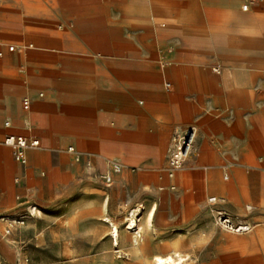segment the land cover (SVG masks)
<instances>
[{
    "label": "rangeland",
    "instance_id": "obj_1",
    "mask_svg": "<svg viewBox=\"0 0 264 264\" xmlns=\"http://www.w3.org/2000/svg\"><path fill=\"white\" fill-rule=\"evenodd\" d=\"M50 1L54 0L10 2L16 10L29 15L30 27L21 25L13 29L14 37L23 33L27 37L24 45L10 41L16 46V53L18 47L25 48L33 52L29 57H35L40 29L34 27L36 19L33 17L48 14ZM113 5L116 9L111 13V22L112 32H115L122 28L119 26L123 19L119 8L122 4ZM145 10L150 11V16L126 19L128 25L139 27L132 34L142 38L127 49L133 57L158 59L161 70L167 69L170 57L176 56L181 61L176 64L181 65L174 67L171 79L177 82L176 87L181 95L185 91L189 93L193 110V115L186 117V127L168 140L167 159L163 164L167 173L175 135L188 127L197 129L193 150L183 168L175 178H170L168 174L170 179L177 180L170 189L178 202L172 205V214L184 226L164 234L151 231L147 236L143 220L152 207L144 203L148 196L141 195L138 202L128 205L114 188V179L111 186L102 179L110 172L93 178L80 177L77 183V191L80 192L76 194H66V188L71 185L69 182L62 186L60 193L42 190L33 194L32 201L25 209L13 215L25 217L26 222L24 226L16 227L11 237L4 238V225L0 223V264H154V258L146 255L157 252L164 256L170 250L178 251L187 259L183 264H264V120L256 125L249 124L248 120L253 121L255 117L247 105L249 100L252 105L264 109V0H173L145 3ZM19 18L18 21H24L22 17ZM55 26L62 27L61 24ZM52 37L59 41L63 35L58 33ZM66 46L67 50L63 53L70 54V42ZM112 47L113 54L117 56L122 49H126L115 44ZM250 49L255 50L253 55H248ZM208 52L212 58L205 57ZM242 58L250 61L240 62ZM2 63L4 60L0 61ZM216 68L227 78L240 73L250 81L228 88L221 79H214V85L225 90L217 93L215 91L220 88L215 87V91H212L210 85H213V81L209 84L206 74ZM189 86L191 92L187 91ZM171 87L170 78L165 79L164 89L171 91ZM233 95L235 106L245 109L244 122L238 119L242 116L240 112L236 116L232 112L229 97ZM196 105L215 116L216 123L223 126L224 136L230 141L228 149L232 150L234 158L227 157L220 141L211 137L208 140L207 160L198 161L196 150L200 131L194 118ZM211 152H221L224 158L211 161ZM76 154L75 160L78 156L80 160L76 161L80 165H92V161L98 157L97 154H82L78 150ZM211 169L219 172L222 178L211 184H233L235 192L224 194L211 185V196L198 200L190 194V190L198 187L199 182L206 179L207 170ZM198 171L202 174L200 178L195 176L199 174ZM87 182H91L100 192L81 193ZM230 196L235 200L229 199ZM213 198L221 202L213 205L210 203ZM31 207L38 209V216L29 215ZM139 207L144 209V216L140 222L141 238L136 247L126 228L132 212ZM220 212L229 215L236 226H249L250 231L232 233L222 229L217 225ZM133 217L138 221L141 219L139 216ZM110 222L120 229L118 247H114L110 237ZM165 235H168L170 243L160 242ZM3 244L10 248L8 253L3 252ZM5 245L4 250L7 249Z\"/></svg>",
    "mask_w": 264,
    "mask_h": 264
},
{
    "label": "crops",
    "instance_id": "obj_2",
    "mask_svg": "<svg viewBox=\"0 0 264 264\" xmlns=\"http://www.w3.org/2000/svg\"><path fill=\"white\" fill-rule=\"evenodd\" d=\"M11 1L0 0V61L4 60L0 64V223L4 225V238L12 236L5 235L4 219L20 214L33 194L42 190L60 193L68 182L71 185L66 194H76L80 192V177L112 174L111 162L122 167L121 173L112 174V179L123 201L134 204L146 195L144 203L154 208L150 226H145L147 236L151 231L164 234L184 226L172 214V205L178 202L170 189L177 180L170 179L163 169L169 138L184 129L186 117L193 115L189 93L181 95L177 82L171 79L174 67L181 65L176 63L181 61L170 57L167 69L161 70L158 59L133 57L127 49L142 38L132 34L139 27L128 25L126 19L148 17L150 11L145 10V3L173 0L50 1L48 14L33 17L34 27L40 29L35 57H29L33 52L25 48L18 47L16 53V46L10 42L24 45L26 34L14 37L13 29L30 27L29 15L12 7ZM113 3L122 4L119 8L123 18L119 23L122 28L115 32L111 22V13L116 9ZM19 17L24 21H18ZM58 33L63 35L59 41L52 37ZM69 42L71 53L65 54ZM113 44L126 49L114 55ZM206 74L209 84L213 81L212 91L218 87L220 90L215 92H225L214 85L208 71ZM167 78L171 80V91L164 89ZM187 91L191 92L190 86ZM229 98L234 116L240 112L242 116L237 118L244 122V107L235 106V95ZM247 105L255 117L248 120L249 124L264 120V109L249 100ZM199 110L196 105L198 161L207 160L211 137L220 141L227 157L234 158L223 126L216 123L215 116ZM8 135L39 141L38 148L27 152L26 165L17 163L12 149L3 145ZM70 150L98 157L88 167L87 163L80 165ZM223 153L211 152L209 159L222 160ZM208 170L206 179L190 190L198 200L211 196V182L222 180L219 172ZM195 176L200 178L202 174ZM230 185L234 191V185ZM82 188L81 193L100 192L91 182ZM229 199L235 200L233 196ZM38 215L36 208L33 217ZM167 236L160 242L170 243ZM3 245V252L8 253L10 248L5 245L4 250ZM157 255L152 252L146 257Z\"/></svg>",
    "mask_w": 264,
    "mask_h": 264
},
{
    "label": "built area",
    "instance_id": "obj_3",
    "mask_svg": "<svg viewBox=\"0 0 264 264\" xmlns=\"http://www.w3.org/2000/svg\"><path fill=\"white\" fill-rule=\"evenodd\" d=\"M1 56V53H0ZM9 123H6V126H9ZM197 136V130L195 127H188L179 134H176L173 140V150L168 159V172L170 175L173 173L180 171L193 150L195 140ZM3 145L9 147L13 151L14 159L17 163L21 165L27 164V152L31 149H36L39 147V141L33 140L29 138H25L22 136H15V135H8L3 140ZM69 152L76 154L74 150H70ZM77 155V154H76ZM76 160L79 161L80 158L76 156ZM88 166L90 167L91 164L89 163ZM112 174H119L121 173L122 167L119 163L113 162L111 164ZM112 174H108L107 176H103V180L105 183L110 186L113 183ZM219 202L215 199L211 200V204L216 205ZM36 213V208L33 207L29 211V215L33 217ZM7 223V228L5 231V235L9 236L12 234V231L19 226H24L26 222L25 217H6L4 219ZM232 221V222H231ZM233 220L229 215L226 213H218L217 217V225L222 229L225 228L227 230H233L232 227H235L236 233H246L250 231L249 226H236L233 224ZM234 225V226H233ZM129 225H127L128 228Z\"/></svg>",
    "mask_w": 264,
    "mask_h": 264
},
{
    "label": "bare ground",
    "instance_id": "obj_4",
    "mask_svg": "<svg viewBox=\"0 0 264 264\" xmlns=\"http://www.w3.org/2000/svg\"><path fill=\"white\" fill-rule=\"evenodd\" d=\"M254 19V18H253ZM220 36V35H219ZM252 53V54H251ZM255 53V50H251L248 52V55H253ZM207 54V55H206ZM174 55V54H173ZM212 55L208 52V53H205V57L207 59L209 58H212L211 57ZM224 56V55H223ZM217 57L220 58L219 55H217ZM211 60V59H210ZM246 61H250L248 59H244L242 58L240 60V62H246ZM208 74L209 75H212V77L214 79H221L222 83L226 86V87H232V86H235L237 84H240L242 82H248L250 81V79L248 77H245L243 76L242 74L240 73H236V74H233L231 75L230 77H226V75H224V73L222 74L220 69L216 68V69H213V71H208ZM213 79V80H214ZM229 79V80H228ZM228 80V81H227ZM215 81V80H214ZM231 85H228L230 84ZM211 86V85H210ZM169 174V173H168ZM177 175V172L173 173V175H170L169 174V177L170 178H175ZM221 181V180H220ZM212 186L214 187H217L218 189H220L223 193H228V194H232L234 191L232 189V186L229 184V185H224V184H219L217 182H214L211 184ZM212 189V187H211ZM244 195V194H243ZM245 197V196H244ZM215 200H217L216 198H213ZM212 200V199H211ZM211 200H210V203H211ZM218 201V200H217ZM218 202H221V201H218ZM223 202V201H222ZM153 209L154 208H151L146 217H145V226L149 227L150 226V222H151V219H152V215H153ZM133 216H136V217H141L140 221L138 220H135L133 219L134 217ZM143 216H144V209L139 207L138 209H135L132 214H131V219H129V226L128 228H126V231H128L130 234H131V237H132V243H134V246H138V243H139V238H141V235H140V231L142 230L141 226H140V222L141 220L143 219ZM232 222V221H231ZM110 224V227H111V231H110V237L112 239V242H113V245L114 247H118L119 246V239H120V229L119 227H117L116 225H114V223H109ZM234 224V223H233ZM144 226V227H145ZM234 226V225H233ZM146 229V227H145ZM224 230L228 231V232H232V233H235V227H232L233 230H227L225 228H223ZM144 231V229H143ZM142 232V231H141ZM140 245V244H139ZM140 248V247H139ZM138 248V249H139ZM137 249V251H138ZM136 250V249H135ZM136 252V251H135ZM140 252V251H138ZM140 255V254H138ZM187 256V255H186ZM187 259H184L183 256L178 252V251H174V250H170L166 255L164 256H161V255H157L154 257V264H183Z\"/></svg>",
    "mask_w": 264,
    "mask_h": 264
}]
</instances>
